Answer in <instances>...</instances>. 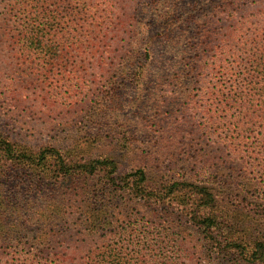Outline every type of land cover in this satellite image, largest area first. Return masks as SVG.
I'll return each mask as SVG.
<instances>
[{
	"label": "trees",
	"instance_id": "1",
	"mask_svg": "<svg viewBox=\"0 0 264 264\" xmlns=\"http://www.w3.org/2000/svg\"><path fill=\"white\" fill-rule=\"evenodd\" d=\"M102 1L9 9L81 134L34 146L0 125V264H173L163 243L187 226L224 260L264 264V233L216 183L232 150L264 155L240 133L264 124V0H121L118 16Z\"/></svg>",
	"mask_w": 264,
	"mask_h": 264
},
{
	"label": "rangeland",
	"instance_id": "2",
	"mask_svg": "<svg viewBox=\"0 0 264 264\" xmlns=\"http://www.w3.org/2000/svg\"><path fill=\"white\" fill-rule=\"evenodd\" d=\"M114 1L117 5L115 13L118 16L122 12L121 0ZM16 2L17 0H0V125L5 127L6 123H9V129H15L18 133L24 132L27 135L26 141L34 146L51 140L67 143L71 140L70 137L81 134L70 125V120L77 115L76 109L68 107L71 98L66 92L57 93L56 90L54 92L50 88L51 83L43 75L31 70L32 65L35 67L42 65L40 59L35 55L29 61L23 60L24 54L13 44L11 31L15 27L13 14H9V9H12L11 5ZM97 9L104 10L102 0H99ZM77 71L83 76L88 72V67L82 64ZM93 71L95 70H90ZM86 78L78 82L84 86ZM54 85L56 88L61 86L58 82ZM148 115L150 114H146V117H149ZM61 118L68 123L64 128L59 122ZM240 129L246 140L243 146L245 150L255 145L264 149L263 123L245 120ZM13 135L15 137L16 134ZM220 164L222 168H227L226 173L231 176L227 178L222 174L219 175L216 182L217 192L226 193V198L223 200H226L230 210H236L239 221L248 225H259L255 228L257 233H264V155L258 157L248 152L235 154L232 150ZM212 180L214 181L215 178ZM222 187L224 188L221 190ZM16 189L17 187L14 193ZM18 201L21 202L18 204L21 210L24 204L23 201L16 200ZM143 210L146 209H140ZM203 238L196 227L187 226L183 237L172 238L178 241L176 249H174L176 242L168 238L163 243L164 251L168 252V256L176 259L173 264H243L235 259L224 260L211 247V243Z\"/></svg>",
	"mask_w": 264,
	"mask_h": 264
}]
</instances>
